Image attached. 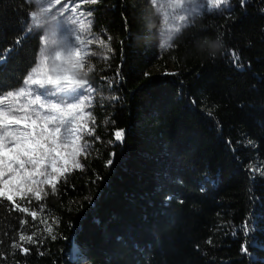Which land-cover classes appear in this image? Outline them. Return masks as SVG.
I'll use <instances>...</instances> for the list:
<instances>
[{
	"label": "trees",
	"instance_id": "trees-1",
	"mask_svg": "<svg viewBox=\"0 0 264 264\" xmlns=\"http://www.w3.org/2000/svg\"><path fill=\"white\" fill-rule=\"evenodd\" d=\"M87 4L92 33L113 50L85 77L106 102L88 107L94 155L42 200L17 198L36 219L0 206V264H264V0L208 5L171 48L160 46L161 16L146 19L134 0ZM36 10L33 0H0V54L14 49L0 81L12 89L40 48L39 33L24 39ZM204 38L222 41L214 56L198 51ZM167 63L169 72L151 71ZM50 219L55 239L42 230ZM245 221L256 228L247 237Z\"/></svg>",
	"mask_w": 264,
	"mask_h": 264
},
{
	"label": "snow or ice",
	"instance_id": "snow-or-ice-1",
	"mask_svg": "<svg viewBox=\"0 0 264 264\" xmlns=\"http://www.w3.org/2000/svg\"><path fill=\"white\" fill-rule=\"evenodd\" d=\"M35 2L44 6L38 12L29 13L24 39L35 38L39 33V51L30 62L32 66L26 75L15 78L20 82L18 88L12 89L11 85L0 81V206L10 202L12 210L22 213H29V208L17 203V198L27 199L29 204L32 198L40 201L43 199L41 184L51 186L54 193L61 177L72 169L83 167L79 157H86L90 147L84 139L85 134L95 133L85 121V117L92 115L85 108L93 105L95 88L84 78L95 70V66L85 70V64L89 57L108 60V53L113 51L102 36L92 33L93 21L89 19L92 12L77 11L80 4H95L98 0H79V3L65 0L55 13L52 9L61 5L62 0ZM150 2L157 5V0ZM162 3L168 10L157 9L166 31L160 46L171 48L174 47L173 37L207 11L209 4L219 9L229 5L230 0H162ZM66 12L69 14L65 15ZM16 43L20 44L21 40L18 38ZM92 45L107 51L97 56L91 50ZM12 51L14 49H7L0 54V65H6ZM232 62L241 66L239 56L234 52ZM5 88L10 90L4 91ZM115 138L123 141V130L117 131ZM29 214L36 219V211ZM22 222L27 223L26 220ZM240 231L247 237L249 231L254 232L256 228L255 225L249 228L245 221ZM46 232L51 239L56 238L51 235V225L47 226ZM232 234L235 235V231ZM34 235L20 234L18 240L37 244L39 241ZM12 247L24 254L30 251L23 243H13ZM242 250L246 251L245 248Z\"/></svg>",
	"mask_w": 264,
	"mask_h": 264
},
{
	"label": "rangeland",
	"instance_id": "rangeland-1",
	"mask_svg": "<svg viewBox=\"0 0 264 264\" xmlns=\"http://www.w3.org/2000/svg\"><path fill=\"white\" fill-rule=\"evenodd\" d=\"M35 1V0H33ZM77 3H79V0H76ZM134 2H136L138 4V6L140 7V10L142 12V15L143 17H145L146 19H152L156 13H157V9H162L164 11H167L168 9L165 7V5L162 3V0H157V5L154 6L153 3L150 2V0H134ZM36 3V2H35ZM65 3V0H62V3L61 5H56L53 9H52V12L55 13L57 9L61 8L63 6V4ZM210 5V4H209ZM36 6H37V12L39 11V9L41 7H43L44 5H41L39 3H36ZM87 6L88 4H80V8L77 9V11H84V12H88L89 10L87 9ZM69 8L72 7L71 4L68 5ZM69 13H65V15H68ZM89 19H91L93 21V17L91 16ZM93 27V23L91 25V29ZM161 34H162V39L165 40L166 38V31L164 29V26L161 25ZM91 50L96 52L97 53V56H100L99 54V51H101L102 49L97 47L96 45H92L91 46ZM97 60H102V59H99L97 57H89L88 60L86 61V64H85V70L89 67V66H95V70L93 72H95L97 69ZM97 61V62H95ZM99 63V62H98ZM152 72L154 73H165V72H169L170 71V65L169 63H167L166 65L165 64H161V65H156L154 66L152 69H151ZM85 78V77H84ZM103 93H104V90L102 89V85L100 84L97 89L95 90L94 93H92V95L94 96V101L95 102V105H105L106 102H105V99L103 97ZM93 107V105L91 106ZM90 107V108H91ZM85 111H91L92 115L91 117H85V121L88 122L89 124V127H91V120H93L95 117H96V113L91 110V109H88V107L85 108ZM95 120H97V118H95ZM87 135L88 134H85V137L84 139L87 140ZM102 141L104 142V140L102 139ZM89 149H87L88 151ZM88 154L89 155H94L93 151H88ZM79 160H80V157H79ZM49 185H46V184H41L39 187L41 189H43L42 193H44V191L48 188ZM43 233L44 235H47V236H50L47 232H46V228L48 225H51L53 227V232L51 235H54L56 234V231H57V228H58V222L55 220V219H50V220H47V221H44L43 223ZM51 237V236H50ZM82 253V249L78 248L76 245L72 247V249L70 250V252L68 253L70 258H77L80 254Z\"/></svg>",
	"mask_w": 264,
	"mask_h": 264
},
{
	"label": "clouds",
	"instance_id": "clouds-1",
	"mask_svg": "<svg viewBox=\"0 0 264 264\" xmlns=\"http://www.w3.org/2000/svg\"><path fill=\"white\" fill-rule=\"evenodd\" d=\"M196 47L201 53H206L208 56H214L222 47V41L219 38L211 39L204 38L197 41Z\"/></svg>",
	"mask_w": 264,
	"mask_h": 264
}]
</instances>
